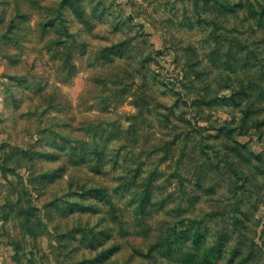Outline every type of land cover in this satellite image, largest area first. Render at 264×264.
I'll return each mask as SVG.
<instances>
[{"label": "rangeland", "instance_id": "obj_1", "mask_svg": "<svg viewBox=\"0 0 264 264\" xmlns=\"http://www.w3.org/2000/svg\"><path fill=\"white\" fill-rule=\"evenodd\" d=\"M79 1L82 20L64 0H0V264H89L111 248L92 264H188L145 256L181 221L223 239L219 264H264V108L229 99L239 79L264 95L251 12L264 0ZM94 141L101 173L75 164ZM97 187L118 219L80 196Z\"/></svg>", "mask_w": 264, "mask_h": 264}, {"label": "trees", "instance_id": "obj_2", "mask_svg": "<svg viewBox=\"0 0 264 264\" xmlns=\"http://www.w3.org/2000/svg\"><path fill=\"white\" fill-rule=\"evenodd\" d=\"M64 3H67L69 7L73 10L74 14L82 20L83 17V8L81 7L80 1L77 0L74 2V0H64ZM254 16H258L261 20H264V1L263 3H259L257 7L252 3V11H251ZM66 34H68L66 32ZM218 52V51H215ZM234 56V55H233ZM243 61L245 62L244 64H248V57H244ZM238 84L240 85V89L236 92L232 93L231 97H229L230 101H232L235 105L239 103L238 98H242V95L245 97L243 99V104L246 103L245 107V115H251L254 113L258 108H264V104L261 106H258V101H263L264 102V95H258L254 96V90L256 89L254 83H249L246 85L243 80L239 79ZM247 91V93H246ZM242 104V103H241ZM255 125H264V120L262 121H256ZM68 140V143H71L70 139ZM78 157L79 160L75 161L76 165H81L84 163H92V170L98 173H101V168L104 166L105 160L107 158V153L106 150L102 147L100 148V145L94 141V144L91 147L88 146H82L79 148L78 151ZM94 154V157H92ZM65 169L64 167H61L53 172H48L42 175V177L46 178L47 180L51 182H55L57 179L62 177V171ZM137 171V169H136ZM138 172L135 174V178H137ZM151 178L147 184H145L146 190H144L139 197H137L138 205L141 210H145L147 208V204L149 203L151 199V193L149 192L148 188L152 184V175H150ZM133 179V178H132ZM131 182H129L130 184ZM77 193V192H75ZM82 197H90L94 198L100 203H103L104 205H107L109 207V213L112 218L115 220L118 219V208L114 203L113 196L110 194V192L106 188L102 187H97V188H90L83 193H80ZM72 206V207H71ZM76 203L70 204V207L73 208V210L76 209ZM82 212H87L89 210L94 211L95 209L93 206L89 205H81ZM39 209L35 207H31V213L33 214V211H38ZM192 221V220H191ZM122 223V221H121ZM195 229L194 231H192ZM192 228H183V221H181L178 225H175L173 227H169V229L166 232H163L160 237L157 238L155 243H153L148 252L145 254V256L149 257L152 255L153 252H159L161 253L164 257L168 258H182L183 262H187L188 264H192L191 258H194L197 256L194 251L196 250L197 252H201L203 249V254L202 258L199 262V264H219V261L222 258V251H223V239L218 240L216 244L213 246H210L206 244V237L205 233L202 231L200 226H195ZM106 238V237H105ZM192 243L194 246L188 251L185 252L183 249L184 247L187 246L188 243ZM100 246V241L97 238H92L91 240V247L92 248H97ZM113 252V248L108 249L106 251L101 252L96 259L89 260L86 263L92 264L96 260L101 261V259L107 260L109 258V254ZM184 257V259H183ZM104 260V261H105ZM196 262H194L195 264Z\"/></svg>", "mask_w": 264, "mask_h": 264}]
</instances>
